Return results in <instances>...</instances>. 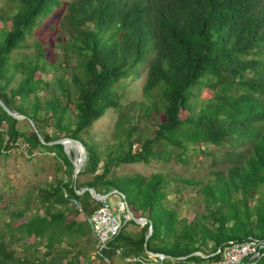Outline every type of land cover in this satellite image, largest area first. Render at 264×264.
<instances>
[{
	"label": "trees",
	"instance_id": "trees-1",
	"mask_svg": "<svg viewBox=\"0 0 264 264\" xmlns=\"http://www.w3.org/2000/svg\"><path fill=\"white\" fill-rule=\"evenodd\" d=\"M55 14L56 40L45 45L37 36ZM0 20V99L26 116L0 106V155L22 137L30 155L40 147L54 152L67 176L37 190L31 214L27 207L12 212L9 236L22 248L1 235L0 264H87L79 258L90 253L75 242L97 245L89 216L104 202L77 192L85 186L118 189L133 214L147 219L143 226L128 220L92 264L213 263L230 241L264 239V0H0ZM55 49L61 59L48 60ZM140 77L142 97L124 102L122 90ZM111 111L114 131L97 139L90 129ZM30 119L45 142L81 141L87 158L78 175L90 178L74 184L63 145L42 143ZM205 144L227 146L213 163L229 166L198 179L170 172L112 177L121 164L186 162L190 146ZM174 181L195 190L190 207L169 198L181 193ZM130 225L138 232L126 231ZM159 254L166 258L158 261Z\"/></svg>",
	"mask_w": 264,
	"mask_h": 264
},
{
	"label": "rangeland",
	"instance_id": "rangeland-1",
	"mask_svg": "<svg viewBox=\"0 0 264 264\" xmlns=\"http://www.w3.org/2000/svg\"><path fill=\"white\" fill-rule=\"evenodd\" d=\"M59 14H55L51 18L47 19L42 24V30L38 34L37 38L40 39L45 45L56 40V38L51 35L50 27L54 26L59 21ZM3 26V22L0 20V29ZM33 38L30 39L32 41ZM34 47L30 46L26 50L32 52ZM56 50V49H55ZM61 52L50 50L47 52L46 56L48 60L60 57ZM76 62V56H73L71 60V67ZM144 77H140L134 83V86L128 83L126 87L122 90L124 92L123 101L128 99H140L142 97L141 87ZM14 84V83H12ZM117 120L116 112H108L104 117L97 120L91 127V132L98 139L105 134H111L114 131V124ZM20 128L24 131H29V128L24 122H20ZM144 124L140 123V128H143ZM47 131L53 136L57 137V132L53 129L48 128ZM109 138V137H108ZM110 142H114L113 138H109ZM159 148H166L164 145ZM133 149H138V145L134 144ZM228 149L227 146H215L212 144H205L201 149H197L190 146V149L186 153V162L177 160L174 157H170L169 160H160L158 158L151 159L150 162H138L131 164H121L119 166L113 167L112 177H122L129 174L141 173L145 175H150L154 172H170L172 176L177 178L181 177H194L196 179L201 178L203 173L215 168H225L229 166L230 162H219L217 165L213 163V159L219 158ZM74 151H71V156ZM61 163L59 159L56 158L54 152L48 151L45 148L40 147L38 151L32 155L28 153V150H22L21 147L14 146L5 155H0V236L3 235L5 240L16 250L22 248L21 243L18 241H13L9 236V227L7 226L11 220L12 212L18 209H24L27 207V215L31 214L33 210H36L39 206L37 190L40 187H44L50 182H53L57 177L67 178L64 170L60 168ZM84 165L82 169L83 171ZM90 176L87 174L77 175V180L83 182L89 179ZM179 186L181 193L173 191L169 194V198L173 201H177L179 207H190L186 199L196 202L195 190L192 187H182L181 181H174L173 186ZM183 195L184 199H180ZM108 204L115 208L117 213L122 215L125 214L121 206V198L117 194L109 196L107 199ZM198 209H203V204L198 206ZM25 217H22L19 221H24ZM139 227L135 225H130L127 227L128 232H138ZM95 236V235H94ZM93 236V240L95 239ZM78 248H81L84 253H90V259L85 260L80 257L82 263L92 264V259L95 256L96 246H92L90 242L86 239H80L75 242ZM66 244H62L61 247H66ZM37 251L39 255H42L45 251L43 243H40ZM129 260V259H127ZM116 264H124V261L118 259L115 260ZM195 264V263H193ZM197 264H213L212 261H202Z\"/></svg>",
	"mask_w": 264,
	"mask_h": 264
},
{
	"label": "built area",
	"instance_id": "built-area-1",
	"mask_svg": "<svg viewBox=\"0 0 264 264\" xmlns=\"http://www.w3.org/2000/svg\"><path fill=\"white\" fill-rule=\"evenodd\" d=\"M15 146L21 147L22 150H28V144L20 137L17 139ZM79 211L82 205L73 200ZM121 206L125 214L117 213L115 208L111 207L107 200L94 210L89 216V222L96 237L97 245L95 253H99L107 244L119 234L127 217L124 205ZM119 252V251H118ZM264 257V239L249 238L243 241H230L221 251L220 258L213 264H254L255 259ZM166 256L159 254L158 261H162Z\"/></svg>",
	"mask_w": 264,
	"mask_h": 264
},
{
	"label": "water",
	"instance_id": "water-1",
	"mask_svg": "<svg viewBox=\"0 0 264 264\" xmlns=\"http://www.w3.org/2000/svg\"><path fill=\"white\" fill-rule=\"evenodd\" d=\"M0 106L11 116L17 118V119H24L26 118L25 115L23 114H18L17 112L9 109L5 104L4 102L0 99ZM31 125L33 126V128L35 129L39 139L41 140L42 143H47V144H56V143H59V144H62L63 145V148H64V151L65 153L69 156L70 160H71V163L73 165V179H74V184H76V181H77V175L79 174L80 170L82 169L84 163H85V160L87 158V152L83 146V144L81 143V141L77 140V139H74V138H71V137H61V138H58L56 140H53V141H50V142H45L43 137L41 136V134L39 133L37 127L35 126V124L32 122V120L30 119L29 120ZM66 141H72L74 143H76L79 147H80V152H79V156H78V163L75 161V159L77 158L76 155L77 153L74 152V154L71 156V152L69 150L66 149L65 147V142ZM85 191H88L90 193V195L96 199L97 201H106L109 196L113 195V194H117L120 198H121V202L123 203L124 205V208H125V211H126V214H127V217L125 218V221H128V220H133L135 223L139 224V225H145L147 223V219L145 217H136L133 212L131 211V209L129 208L127 202L125 201V194L121 191H119L118 189H111L107 192H104V193H101V192H98L96 191V189L92 188V187H89V186H85V187H82L80 190H78L77 192L79 194H82L83 192ZM152 232V227L150 226L149 227V231L148 233L146 234V239L150 236ZM193 254H198V255H201V256H204V254H202L201 252H195Z\"/></svg>",
	"mask_w": 264,
	"mask_h": 264
},
{
	"label": "bare ground",
	"instance_id": "bare-ground-1",
	"mask_svg": "<svg viewBox=\"0 0 264 264\" xmlns=\"http://www.w3.org/2000/svg\"><path fill=\"white\" fill-rule=\"evenodd\" d=\"M65 147L70 152L74 151V152L77 153V155H76L77 158L75 159V161L78 163V156H79V152H80V147L76 143H74L72 141H66L65 142Z\"/></svg>",
	"mask_w": 264,
	"mask_h": 264
},
{
	"label": "crops",
	"instance_id": "crops-1",
	"mask_svg": "<svg viewBox=\"0 0 264 264\" xmlns=\"http://www.w3.org/2000/svg\"><path fill=\"white\" fill-rule=\"evenodd\" d=\"M135 233H137V231H135Z\"/></svg>",
	"mask_w": 264,
	"mask_h": 264
}]
</instances>
